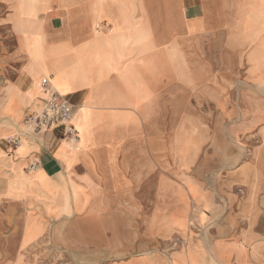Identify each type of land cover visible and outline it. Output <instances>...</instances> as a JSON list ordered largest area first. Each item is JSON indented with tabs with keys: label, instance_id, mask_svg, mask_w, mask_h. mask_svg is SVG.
<instances>
[{
	"label": "crops",
	"instance_id": "crops-1",
	"mask_svg": "<svg viewBox=\"0 0 264 264\" xmlns=\"http://www.w3.org/2000/svg\"><path fill=\"white\" fill-rule=\"evenodd\" d=\"M239 74L235 132L261 143L235 165L244 152L227 151L224 178L194 174L170 194L155 162L167 108L232 106ZM50 89L74 106L76 136L57 121L8 140ZM0 125V202L10 220L15 205L32 204L29 232L72 213L88 230L111 212L110 264H264V0H0ZM148 213L164 236L152 256L135 237ZM197 234L209 235L206 248L195 237L174 244Z\"/></svg>",
	"mask_w": 264,
	"mask_h": 264
},
{
	"label": "rangeland",
	"instance_id": "rangeland-1",
	"mask_svg": "<svg viewBox=\"0 0 264 264\" xmlns=\"http://www.w3.org/2000/svg\"><path fill=\"white\" fill-rule=\"evenodd\" d=\"M257 61L260 63V58H257ZM233 78L234 106H228L225 103L214 105L206 101L203 103L205 105L197 107L170 105L167 108L168 119L167 123L163 124L165 136L163 147L165 149L163 155L157 156L155 162L159 164L158 168H163L162 173L165 180L163 189L170 194L177 193L178 188L184 185L183 182L186 179H196L194 174H198L199 179L206 184H209L210 180L224 178L227 172L223 169V164L227 151L232 154L244 152L241 155H232V165H235L241 160H246L250 156L252 147L261 143L260 140L251 139L250 134L240 130L235 132V128L238 127L236 125L241 120L238 104L241 88L245 86V76L239 74L233 75ZM193 115L200 120V131L194 134L188 130L191 126L188 117ZM184 116L186 120L183 136L185 148L182 149L178 120ZM19 124L21 131L8 135V140L11 141L12 138L22 133H36L25 123V119ZM5 126L9 127L6 124ZM230 126H233L234 135L229 131ZM192 146L198 148L195 155H190ZM1 156L0 154V158ZM199 167L201 170H198ZM14 177L16 175L10 179ZM157 190L156 187L152 188L153 195ZM7 204V202H0V264H110L113 262L115 257L108 249L114 230V219L111 212H103L102 217L90 219L88 230L86 227V229L81 227L79 216L72 213L67 218L56 219L51 226L44 228L43 232L35 234L32 226L29 227L30 232L27 227L39 223L38 215L35 217L32 215L36 214L32 204L21 202L15 205L12 220L5 213L8 208ZM150 217L148 213L146 217L137 220L135 235L140 247H146L145 251L150 252L145 254L147 256L157 255V252H152L153 249L159 248L164 242L162 226L157 223L158 225L152 227L148 223L149 220L151 221ZM189 224L192 227L197 226L195 219L190 220ZM191 237L199 240L205 248L209 245L207 234L184 235L182 240L175 239L174 244L178 243L185 247ZM206 252L208 253V250ZM171 263L178 264L174 259H171Z\"/></svg>",
	"mask_w": 264,
	"mask_h": 264
},
{
	"label": "built area",
	"instance_id": "built-area-1",
	"mask_svg": "<svg viewBox=\"0 0 264 264\" xmlns=\"http://www.w3.org/2000/svg\"><path fill=\"white\" fill-rule=\"evenodd\" d=\"M48 81L45 80L44 85H47ZM75 115L74 106L69 100L64 97H60L54 90L50 89L49 96L43 103L39 110H35L30 113L25 123L33 128L34 131L40 132L48 128H52L57 121H60L66 128L68 136H76V130L72 124V119ZM14 144H19L20 140L12 138Z\"/></svg>",
	"mask_w": 264,
	"mask_h": 264
},
{
	"label": "bare ground",
	"instance_id": "bare-ground-1",
	"mask_svg": "<svg viewBox=\"0 0 264 264\" xmlns=\"http://www.w3.org/2000/svg\"><path fill=\"white\" fill-rule=\"evenodd\" d=\"M105 7V6H104ZM106 12V11H105ZM120 24V23H119ZM93 34V33H92ZM33 232V231H32Z\"/></svg>",
	"mask_w": 264,
	"mask_h": 264
}]
</instances>
